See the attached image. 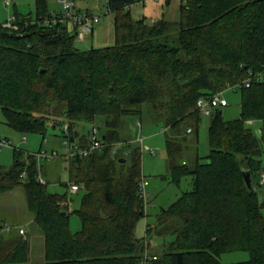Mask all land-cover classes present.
Listing matches in <instances>:
<instances>
[{
  "label": "trees",
  "instance_id": "1",
  "mask_svg": "<svg viewBox=\"0 0 264 264\" xmlns=\"http://www.w3.org/2000/svg\"><path fill=\"white\" fill-rule=\"evenodd\" d=\"M134 1L105 0L114 13L108 47L77 49L70 23L45 24L62 16L49 13L45 0H36L33 18L15 11L16 31L0 28V114L8 127L43 136L47 124L57 128L65 118L67 143L82 149L91 140H76L77 123L104 121L97 138L103 147L68 158L69 182L84 189L72 212L66 193L50 194L39 182L37 158L13 148L12 166H0V196L22 188L43 236L44 262L28 263L25 230L14 227L0 234V264H139L149 247L134 236L146 216L142 149L130 145L127 119L140 125L144 107L163 128L172 182L179 187L190 178V189L156 214L152 228L146 225V238H172L147 264H221L222 254L236 251L249 256L238 264H264V217L253 188V178L264 175V132L257 137L245 126L264 123V0H181L176 22L152 24L124 11ZM250 73L258 79L241 87ZM236 85L239 118L224 121L220 108L211 109L208 154L195 153L188 163L183 143L197 136V101ZM72 214L81 225L75 233Z\"/></svg>",
  "mask_w": 264,
  "mask_h": 264
},
{
  "label": "rangeland",
  "instance_id": "2",
  "mask_svg": "<svg viewBox=\"0 0 264 264\" xmlns=\"http://www.w3.org/2000/svg\"><path fill=\"white\" fill-rule=\"evenodd\" d=\"M4 0H0V19L3 20L8 15H15V11L23 16L34 15V5L36 0H12L10 7H4ZM49 13L64 12L58 0H45ZM73 4V12L80 11L89 13L100 18L98 24L93 28L91 35L84 40L74 39V46L86 51L91 48H103L112 46L114 43L113 18L114 13L108 12L105 0H67ZM135 0L132 5L126 7L124 11L128 13L132 20L145 18L146 22L152 24L157 20L164 19L169 22H176L178 19V9L181 0ZM71 30V28L69 27ZM221 97L226 101L227 106L220 107L224 121H231L239 118L240 114V89H227L221 93ZM144 113L140 120L141 127L136 123L139 118L130 117L127 119V129L130 139V145L134 148L137 138H144V146L140 155L142 183L145 193V214L141 218L134 230V236L138 240H143L148 244L146 251L148 256L161 252L160 246L172 241L171 237L159 238L150 233L145 237L146 225L150 227L155 223L156 214L161 209H166L180 196L182 192L188 191L190 178L185 177L180 181L177 187L171 180L170 169L167 162L165 151L164 133L161 125L153 124L151 121L152 113L149 107H144ZM200 125L195 135H187L183 143L185 151L183 159L191 164L195 153L200 158L208 154L207 130L210 125L211 116L200 114ZM65 119V118H64ZM57 128L47 124L45 134H20L5 124L0 114V140H5L8 146L0 147V166L8 169L13 164V148L22 152V158L26 154L34 155L38 160L40 168L39 176L46 185V190L50 194L67 195L68 210L72 212L80 208V200L84 194L81 185L77 192H71L68 176L67 158L69 145L66 134V123ZM76 140L84 137L87 141L91 140V130L97 131L96 138H100L104 131V121L96 117L92 122L81 121L77 123ZM245 126L249 128L257 137H261L264 132V123L260 121H246ZM127 134V136H128ZM197 139V140H195ZM194 140L196 141L193 144ZM153 153H152V152ZM261 166L264 169V142L262 143ZM204 161V159L202 160ZM23 181V179H22ZM253 188L257 193L258 201L262 206L264 217V187L258 185V177L253 178ZM0 220L12 227H22L25 230L23 238H26L29 244L28 263L44 262L43 236L36 224L33 222V214L27 209L24 192L21 187L15 188L0 196ZM69 230L75 233L80 230V220L75 215L69 216ZM249 256L246 252L236 251L224 253L220 257L221 264L244 263Z\"/></svg>",
  "mask_w": 264,
  "mask_h": 264
},
{
  "label": "built area",
  "instance_id": "3",
  "mask_svg": "<svg viewBox=\"0 0 264 264\" xmlns=\"http://www.w3.org/2000/svg\"><path fill=\"white\" fill-rule=\"evenodd\" d=\"M58 1L64 11L62 13V16H60L59 18H55L54 16H51L50 18L45 19L44 21L45 24L55 25L58 23H70V25L73 27L74 36L79 40H84L86 36L91 35L93 32L94 26L99 23L100 18L92 14H89V13H83L80 11L73 12L72 3H70L67 0H58ZM11 3H12V0L3 1V5L6 8L10 7ZM0 28L16 31L18 29L16 16L8 15L3 20L0 19ZM258 77H259V74L253 75L250 73L249 76L242 82L240 86L243 88H249L253 80L258 79ZM237 87L238 85L229 87L228 89H236ZM225 106H227V103L221 97V93H217L208 99L201 98L196 103L197 110L203 115H210L211 109H216V108L225 107ZM136 125L140 127L138 122L136 123ZM91 134H92L91 142L89 146L86 148L77 149L76 146L68 144L69 153H68L67 158H74L76 156L86 157L93 151L101 149L103 145L99 141H97V138H96L97 131L93 129ZM136 141L139 143L142 150L146 149V146H144L143 144L144 138L139 137L136 139ZM8 144L9 143L7 141L0 140V147L8 146ZM115 150H116V147L113 148L112 153H114ZM39 182L43 183L40 178H39ZM260 185L264 186V175L263 174H260ZM70 189H71V192H77L79 190V187L76 185H72L70 186ZM141 194L143 197L146 196L144 193L143 183L141 184ZM13 229L14 227H11L5 224L0 229V234L9 233ZM17 232L23 235L24 229L17 228ZM149 260H150V257L145 254L142 260L139 262V264H147Z\"/></svg>",
  "mask_w": 264,
  "mask_h": 264
},
{
  "label": "water",
  "instance_id": "4",
  "mask_svg": "<svg viewBox=\"0 0 264 264\" xmlns=\"http://www.w3.org/2000/svg\"><path fill=\"white\" fill-rule=\"evenodd\" d=\"M165 4L168 5L169 4V0H166ZM122 162H124V160H122ZM242 176H243V180H244V183H245L246 187L248 189H251L252 188L251 187V177H250L249 172L243 171L242 172ZM64 215H65V213H62V216H64Z\"/></svg>",
  "mask_w": 264,
  "mask_h": 264
},
{
  "label": "crops",
  "instance_id": "5",
  "mask_svg": "<svg viewBox=\"0 0 264 264\" xmlns=\"http://www.w3.org/2000/svg\"><path fill=\"white\" fill-rule=\"evenodd\" d=\"M260 174H262V173H260ZM260 174H259V176H258V185H259V186H261V185H260ZM262 187H263V186H262ZM152 227H153V226H151V228H152ZM19 228H22V227L20 226Z\"/></svg>",
  "mask_w": 264,
  "mask_h": 264
}]
</instances>
